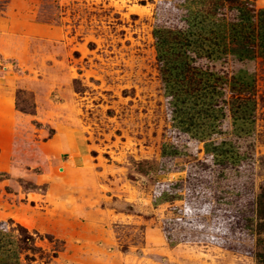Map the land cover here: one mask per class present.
I'll use <instances>...</instances> for the list:
<instances>
[{"label":"rangeland","instance_id":"374dc122","mask_svg":"<svg viewBox=\"0 0 264 264\" xmlns=\"http://www.w3.org/2000/svg\"><path fill=\"white\" fill-rule=\"evenodd\" d=\"M156 1L0 0V220L38 234L21 264H264V60L249 88L226 89L255 113L251 254L162 237L153 186L169 139ZM222 62L233 71L236 61Z\"/></svg>","mask_w":264,"mask_h":264},{"label":"crops","instance_id":"0c3cea01","mask_svg":"<svg viewBox=\"0 0 264 264\" xmlns=\"http://www.w3.org/2000/svg\"><path fill=\"white\" fill-rule=\"evenodd\" d=\"M250 1L255 10L264 7V0ZM243 8L251 11V3ZM239 35L234 57L227 54L228 60L236 61L233 71L219 63L216 71L223 76L208 81L214 88L222 83L226 95L221 100L207 98L194 106L182 94L171 95L173 83L166 94L169 142L157 158L153 201L168 245L247 250L255 244V113L250 101L232 106L226 89L249 88L255 64L264 59L259 56L257 35Z\"/></svg>","mask_w":264,"mask_h":264},{"label":"trees","instance_id":"16d2710c","mask_svg":"<svg viewBox=\"0 0 264 264\" xmlns=\"http://www.w3.org/2000/svg\"><path fill=\"white\" fill-rule=\"evenodd\" d=\"M226 1L230 0L156 1L152 33L165 98L171 92V83L174 85L171 95L182 94L194 106L215 98L217 92L208 86V81L221 79L223 75L216 71L217 61L226 60L228 52L234 57L235 41L243 32L257 35L259 56L264 59V7L255 10L251 4L249 11L243 8L247 0L229 6L225 5ZM219 93L226 95L225 90ZM36 236L37 233L29 232L12 219L0 220V264H21L22 251L39 249L35 245ZM46 237L53 241V237ZM228 250L251 254L246 249Z\"/></svg>","mask_w":264,"mask_h":264}]
</instances>
